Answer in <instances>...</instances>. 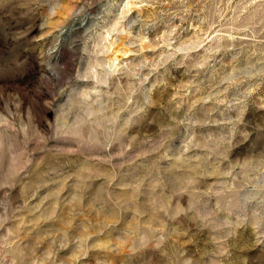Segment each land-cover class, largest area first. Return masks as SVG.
<instances>
[{"label":"rangeland","instance_id":"1","mask_svg":"<svg viewBox=\"0 0 264 264\" xmlns=\"http://www.w3.org/2000/svg\"><path fill=\"white\" fill-rule=\"evenodd\" d=\"M0 264H264V0H0Z\"/></svg>","mask_w":264,"mask_h":264}]
</instances>
